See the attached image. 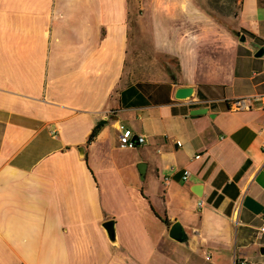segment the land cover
I'll return each mask as SVG.
<instances>
[{"label": "crops", "instance_id": "0c3cea01", "mask_svg": "<svg viewBox=\"0 0 264 264\" xmlns=\"http://www.w3.org/2000/svg\"><path fill=\"white\" fill-rule=\"evenodd\" d=\"M261 49L264 0H0V264H264Z\"/></svg>", "mask_w": 264, "mask_h": 264}, {"label": "built area", "instance_id": "2783aa9c", "mask_svg": "<svg viewBox=\"0 0 264 264\" xmlns=\"http://www.w3.org/2000/svg\"><path fill=\"white\" fill-rule=\"evenodd\" d=\"M254 102H259L264 109V95L252 96L244 99H239L232 104V109L235 111L249 110L251 104ZM145 144V138L143 136H134L133 132L130 129H127L125 126L121 125L119 127L118 134V145L121 149H135L139 146ZM180 146V143H177ZM264 148V145H263ZM189 171L185 170L183 172V180L189 178ZM199 208L204 206V202L200 201L198 203ZM259 235H264V226L261 227L258 231ZM235 264H248L246 261L240 259L235 260Z\"/></svg>", "mask_w": 264, "mask_h": 264}, {"label": "water", "instance_id": "95a60500", "mask_svg": "<svg viewBox=\"0 0 264 264\" xmlns=\"http://www.w3.org/2000/svg\"><path fill=\"white\" fill-rule=\"evenodd\" d=\"M240 40L242 42L245 41L244 37H241ZM264 53V50L261 49L257 54L256 57H261ZM195 89L193 87H180L175 91V99L178 101H189L192 98H194ZM206 113L205 109H196L191 111L190 116L192 118H196L200 115H203ZM142 168V169H141ZM143 168H145V165H139L138 169L141 174H144ZM103 227L107 231L109 238L113 241L114 240V222L108 221L103 224ZM169 238L172 239L175 242L178 243H184L187 240V234L185 233V230L183 226L176 222L174 223L170 229H169ZM261 254H264V249H261Z\"/></svg>", "mask_w": 264, "mask_h": 264}, {"label": "rangeland", "instance_id": "374dc122", "mask_svg": "<svg viewBox=\"0 0 264 264\" xmlns=\"http://www.w3.org/2000/svg\"><path fill=\"white\" fill-rule=\"evenodd\" d=\"M146 1V0H145ZM196 8L201 9V11H206L213 18L221 20L224 17L232 16L238 9V0H190ZM151 47V46H150ZM153 52V49H151ZM151 63L162 60L164 58L160 56H155L152 54ZM258 251V250H257ZM256 251V252H257ZM197 260H199L197 258ZM202 260L199 264H202Z\"/></svg>", "mask_w": 264, "mask_h": 264}, {"label": "trees", "instance_id": "16d2710c", "mask_svg": "<svg viewBox=\"0 0 264 264\" xmlns=\"http://www.w3.org/2000/svg\"><path fill=\"white\" fill-rule=\"evenodd\" d=\"M103 123H100L92 132L90 138H89V142H91L92 140H94V138L97 136L99 130L102 128ZM164 223H166V221H164Z\"/></svg>", "mask_w": 264, "mask_h": 264}]
</instances>
